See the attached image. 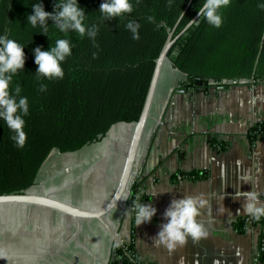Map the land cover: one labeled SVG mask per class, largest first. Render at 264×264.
<instances>
[{
  "label": "crops",
  "instance_id": "0c3cea01",
  "mask_svg": "<svg viewBox=\"0 0 264 264\" xmlns=\"http://www.w3.org/2000/svg\"><path fill=\"white\" fill-rule=\"evenodd\" d=\"M185 81V73L165 62L139 152L137 181L145 195L140 203H151L156 215L137 226L136 213L125 215L117 206L105 219L121 243H131L134 236L147 264H252L264 226L239 232L235 222L250 214L237 212L243 199L233 196L238 188L254 189L264 202V134L254 142L248 135L251 126L264 119V83H233L223 90L210 84L206 91L194 86L198 89L192 93L179 91L190 88H180ZM134 124L117 123L101 141L72 153L52 151L29 193L101 209L117 191ZM216 143L223 149H216ZM67 154L78 157H62ZM193 170L209 175L177 180V175ZM182 196L206 201L197 220L207 235L196 240L188 236L183 246L171 250L154 245L152 237L167 222L166 208ZM114 245V236L99 219H77L26 203L0 204V264H108Z\"/></svg>",
  "mask_w": 264,
  "mask_h": 264
},
{
  "label": "trees",
  "instance_id": "16d2710c",
  "mask_svg": "<svg viewBox=\"0 0 264 264\" xmlns=\"http://www.w3.org/2000/svg\"><path fill=\"white\" fill-rule=\"evenodd\" d=\"M57 2L0 0V36L6 34L25 52L24 69L13 76L10 93L15 96L19 85L17 100L27 97L29 103V115L23 117L27 134L23 148L16 145L12 139L15 132L0 118V194L27 192L36 184L38 172L52 151L75 152L101 141L117 123L137 122L169 32L175 28V35L179 34L205 0H130L133 11L112 19H106L99 11L105 0H78L85 9V25L98 27L94 41L74 30L59 31L51 19L47 22V35L39 24L32 27L28 23L33 4L43 3L45 11L54 12ZM261 4L264 0H231L219 10V28L199 16L181 34L168 53L169 60L187 76L180 88H189L192 83L197 86L198 80L215 85L233 84L235 80L253 85L264 83ZM133 20L140 24L139 40H134L126 27ZM57 39H68L72 49L71 55L61 62L64 76L38 78L34 49L48 50ZM188 78H192V83ZM41 85H47V89L40 91ZM259 134H264V119L248 131L253 142ZM181 175L199 179L209 172L193 170ZM139 176L138 172L126 209L138 197ZM138 198L142 201L145 195ZM250 224L264 226V216L252 223L247 216L241 217L234 225L243 233ZM258 246L256 264H264V231L259 235ZM109 264L147 263L139 256L133 236L129 244L115 243Z\"/></svg>",
  "mask_w": 264,
  "mask_h": 264
},
{
  "label": "clouds",
  "instance_id": "9594fccd",
  "mask_svg": "<svg viewBox=\"0 0 264 264\" xmlns=\"http://www.w3.org/2000/svg\"><path fill=\"white\" fill-rule=\"evenodd\" d=\"M231 0H205L199 6L198 15L207 20V22L217 28L222 25V16L219 10L228 6ZM171 6V4H169ZM264 9V4L259 5ZM54 12L45 11L43 3L32 5L33 14L28 15V23L32 27L38 24L43 29V34L47 35L48 20L51 19L53 25L61 32L67 33L74 30L81 37L87 35L93 41L98 32V27L93 25L88 28L85 21V9H83L78 0H58L54 6ZM99 11L104 14L106 19H112L122 16L125 13L133 11V5L130 0H105L100 5ZM149 22L153 18L149 17ZM127 29L132 32V38L139 40L140 24L137 21H129L126 25ZM72 52L70 41L68 39H57L55 46H51L48 50H42L41 47L34 49L35 64L38 65L37 72L39 76L48 79L63 78L64 72L61 62L70 56ZM25 66V52L15 40L9 39L7 35L0 36V118H2L9 129L15 132L12 139L16 145L23 148L27 142V134L24 131L25 119L23 117L29 115V103L27 97H20L21 87L15 88V96L10 93V84L13 76ZM47 85H41L40 91H45ZM127 199V197H125ZM233 199H243L242 209L237 212L250 214L259 220L264 216V202L259 200L257 191H240L235 192ZM206 201L200 196H182L173 198L164 212L166 223L159 226V231L152 237L156 246L164 245L168 249H174L177 245L183 246L186 243V237L191 236L194 240L206 236L207 232L204 226L198 222L197 217L200 215V209L205 205ZM222 210V209H219ZM131 211H135V223L141 226L144 223H150L157 213V209L151 203H140L139 198L133 201L132 207L125 210L124 214L128 215Z\"/></svg>",
  "mask_w": 264,
  "mask_h": 264
},
{
  "label": "water",
  "instance_id": "95a60500",
  "mask_svg": "<svg viewBox=\"0 0 264 264\" xmlns=\"http://www.w3.org/2000/svg\"><path fill=\"white\" fill-rule=\"evenodd\" d=\"M198 17L199 15L197 14L179 34L175 35V28L169 32L167 41L156 61V67L151 80L147 98L143 107V111L141 113L139 120L134 124V130L131 136L128 151L126 153L125 164L117 191L112 197V199L104 207L98 210H88L73 205L71 203H68L66 201L60 200L56 197H53L52 195L33 194V193H29V191L24 193L0 194V204L26 203V204L38 205L40 207L53 209L68 214L77 219H99L112 233V235L114 236L115 243H121L118 235V231L109 225V223L105 219V215L117 206H121L124 210H126L127 208V202L129 200L131 193V186L133 181L136 179V174H137L136 168L138 164V158H139V152L141 150L142 140L145 134V129L147 126L148 119L150 117L151 109L155 101L163 66L165 62L170 61L168 57V53L171 47L173 46V44L181 36V34H183L197 20ZM174 67L176 66L174 65ZM188 81L192 83L193 80L192 78H188ZM234 83H246V81L235 80ZM195 85L200 86L201 87L200 90L202 91H206L207 88L210 86L209 83H203L202 80L196 81ZM228 87L229 85H218V88L222 90L227 89ZM197 89L198 88L194 87V84L192 83V86L189 89H180L179 91H183V92L190 91L193 93L194 90ZM173 92L174 89L172 88L170 90L169 96L167 97L162 107V113H164V111L166 110ZM125 197H127V199H125ZM130 216H132V213H130Z\"/></svg>",
  "mask_w": 264,
  "mask_h": 264
},
{
  "label": "built area",
  "instance_id": "2783aa9c",
  "mask_svg": "<svg viewBox=\"0 0 264 264\" xmlns=\"http://www.w3.org/2000/svg\"><path fill=\"white\" fill-rule=\"evenodd\" d=\"M215 147H216V149H218V150H222L223 149V145L221 144V143H216L215 144ZM139 172V170L136 168V173H138ZM183 177H182V175H177V180H181ZM139 181V180H138ZM135 183V180L133 181V183H132V185ZM142 194V191H141V189H140V186H138V188H137V190H136V195L139 197L140 195ZM130 196H131V193H130ZM139 202H140V199H139ZM132 207V204H131V206H130V208ZM247 219L250 221V223H252V221L255 219V217L254 216H252V215H248L247 216ZM252 224H250V226H251ZM258 255H259V246L257 245V248L255 249V252H254V256H253V262H252V264H256V262H257V257H258ZM109 264V263H108Z\"/></svg>",
  "mask_w": 264,
  "mask_h": 264
},
{
  "label": "rangeland",
  "instance_id": "374dc122",
  "mask_svg": "<svg viewBox=\"0 0 264 264\" xmlns=\"http://www.w3.org/2000/svg\"><path fill=\"white\" fill-rule=\"evenodd\" d=\"M69 153H72V152H69ZM63 154V153H62ZM63 158H66V159H70V158H74V159H76V157H78L77 156V154H75V155H73V154H67V155H63L62 156Z\"/></svg>",
  "mask_w": 264,
  "mask_h": 264
}]
</instances>
